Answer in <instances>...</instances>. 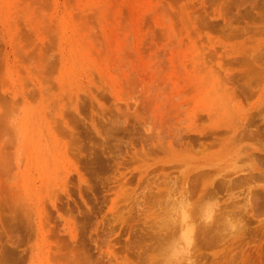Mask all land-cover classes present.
Returning a JSON list of instances; mask_svg holds the SVG:
<instances>
[{
  "label": "rangeland",
  "instance_id": "obj_1",
  "mask_svg": "<svg viewBox=\"0 0 264 264\" xmlns=\"http://www.w3.org/2000/svg\"><path fill=\"white\" fill-rule=\"evenodd\" d=\"M0 264H264V0H0Z\"/></svg>",
  "mask_w": 264,
  "mask_h": 264
}]
</instances>
